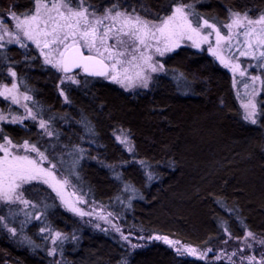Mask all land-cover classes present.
I'll return each mask as SVG.
<instances>
[{"label":"trees","instance_id":"trees-1","mask_svg":"<svg viewBox=\"0 0 264 264\" xmlns=\"http://www.w3.org/2000/svg\"><path fill=\"white\" fill-rule=\"evenodd\" d=\"M181 3L218 27L229 22L230 12L253 19L264 14V0H85L84 6L103 14L117 4L158 22ZM33 9L34 0H0L2 18ZM190 18L195 24L197 17ZM0 51V85L12 84L11 67L19 90L32 97L29 107L40 113L37 120H49L55 133L49 137L26 119L23 125L2 122V134L15 144L37 145L78 194L113 212L127 231L202 249L230 240L225 228L231 239L247 231L264 239V90L252 124L243 119L232 74L206 49L183 46L166 55L165 70L134 91L82 70L79 83H61L62 74L45 65L32 45ZM0 113L25 114L4 98ZM118 134L128 137L131 152ZM77 149H83L82 158ZM148 172L156 178L149 180ZM24 198L37 207H0L8 227L17 229L13 236L0 227V264H231L181 257L161 242L133 249L116 233L78 220L41 183L25 186ZM25 211L41 219L21 230ZM56 232L68 239L53 244ZM23 237L34 243H22Z\"/></svg>","mask_w":264,"mask_h":264},{"label":"snow or ice","instance_id":"snow-or-ice-1","mask_svg":"<svg viewBox=\"0 0 264 264\" xmlns=\"http://www.w3.org/2000/svg\"><path fill=\"white\" fill-rule=\"evenodd\" d=\"M76 7H73V4ZM85 0H34V9L29 13L17 14L9 11L6 19L14 21L10 29L7 24L0 20V50H4L7 45L15 44L20 48H28L29 42L39 50L43 63L58 72L64 73L61 83L65 80L79 83L71 75L74 69H80L85 74L94 77H104L125 87H131L134 83H139L142 87L149 86L150 73L163 72L164 65L154 61L155 53L163 57L181 46L186 40L192 42V46L200 48L202 43H209L210 38L215 35V47L209 46V51L219 62L229 68L234 74L233 83H237L235 74L241 77L246 76V70L239 63L241 58H248L257 61L256 65L264 70V14L257 19H250L247 14L230 12L229 22L217 26L210 23L209 20L199 17L193 11L191 4L181 3L174 7L171 14L165 17H159L158 22L145 19L136 9L131 11L121 10L119 5L113 4L104 10L102 15H98L95 10H91V5L84 6ZM0 16H4L0 13ZM191 16H196L195 26ZM202 21V23H201ZM223 28L227 35H225ZM207 34H204V33ZM235 50V51H234ZM227 52V57L223 54ZM87 53V54H85ZM235 53H238L236 55ZM0 55H3L0 51ZM235 61V62H233ZM9 75L13 78L11 87L3 85L0 87V97L10 100L12 104L20 105V93L18 84L15 82L17 73L10 67ZM253 84L252 98L242 105L244 109L243 119L252 124L257 123V104L255 96V83L257 81L262 85L264 90V78L259 75L249 77ZM244 87L247 89L248 85ZM61 90V95H63ZM32 97L23 94V100L29 101ZM67 100V97H65ZM25 112L24 117H12L10 120L3 113H0V122L11 124H24L26 119H31L38 123L41 132L49 137L55 135L51 130L50 121L37 117L40 113H34L27 103L23 104ZM116 139L122 144H128L127 136ZM0 203L5 205H23V209H35L37 205L24 198V186L33 182L47 184L57 193L67 210L79 215H91L79 207L74 206L64 199L61 194L64 185L69 181L67 178L58 179L56 176V165L49 160L44 151H41L35 144H30L25 140L22 144H15L6 135L2 134L0 129ZM82 153L83 149H77ZM128 151H132L129 147ZM35 154L33 156L32 154ZM78 158V159H79ZM75 161L74 163H78ZM48 167H44V163ZM141 164L144 162L141 161ZM119 178V177H117ZM147 178L152 180L156 178L152 172L147 173ZM127 188V186H126ZM21 209V210H23ZM26 220L21 224V230L30 222L32 218L39 220V215L25 211ZM112 214L109 213V216ZM101 219L106 217L101 216ZM6 218L0 216V227L6 228L13 236L17 235L16 228H9L5 222ZM111 223V221H108ZM99 227V225H97ZM116 232L121 229L113 225ZM48 231L41 228L40 232ZM225 233L231 239V234ZM48 237H45L47 239ZM53 244L58 241L68 239L61 233L56 232L51 237ZM75 239V237H73ZM121 239L129 241V236L121 232ZM151 239L163 241L165 244L173 247L178 256H193L203 260L208 252H199L197 248L191 246H179V241L170 240L166 236H154ZM251 241V242H250ZM22 243L32 244L29 237H23ZM227 243V240L225 241ZM243 247L239 252L245 249L253 248L254 244L264 246V239L257 240L255 234L247 231L240 240ZM38 247V246H37ZM134 249L138 247L132 244ZM56 248L49 251V255H54ZM231 264H235L233 257L237 256L236 251L231 254H225ZM224 256L216 255V260L223 259ZM243 264H264V256L259 261L253 256H240Z\"/></svg>","mask_w":264,"mask_h":264},{"label":"rangeland","instance_id":"rangeland-1","mask_svg":"<svg viewBox=\"0 0 264 264\" xmlns=\"http://www.w3.org/2000/svg\"><path fill=\"white\" fill-rule=\"evenodd\" d=\"M98 15H102V14H98ZM243 15V14H242ZM249 17V16H248ZM250 18V17H249ZM191 19V18H190ZM250 19H253V18H250ZM0 20H3V23L7 24L8 27L11 29L13 27V24H14V21H12L11 19H6V18H2L0 17ZM211 23V22H210ZM194 24V22H193ZM195 26V24H194ZM222 31V30H221ZM225 35H227V32H224L222 31ZM204 34H207L206 32ZM212 47H215V35L213 34V36L210 38V42L209 43H202L200 48H196V47H193L192 46V42L191 41H188L185 39L184 42L181 43V46L180 47H183V46H191L195 49H198V50H204L206 49L210 54H212L210 51H209V46ZM15 45V44H14ZM29 45H32L34 46L33 44H31L29 42ZM35 47V46H34ZM179 47V48H180ZM177 48V49H179ZM177 49H175L174 51H176ZM39 51V50H38ZM172 51V52H174ZM235 51V50H234ZM170 52V53H172ZM170 53H166L163 57H160L159 55L155 54L154 52L151 53L153 54L154 56V61H157L159 62L160 64H162L161 62V59L164 58L166 55L170 54ZM87 54V53H86ZM226 57H227V52L225 51L223 53ZM236 55H238V53H235ZM216 58V57H215ZM43 59V58H42ZM216 60L219 62V60L216 58ZM235 62V61H233ZM257 61L255 60H252V59H248V58H241L239 63L241 64V67L243 69L246 70V76L245 77H241L239 76V74H235V79L237 81V83L234 85L235 87V90H236V93H237V96L240 100V103L241 105H243L244 103H247L249 99L252 98L251 94L253 92V84L252 82L250 81L249 77L251 76H254V75H259L261 76L262 78H264V74L260 71V70H256L255 68L251 67L250 65H255ZM220 63V62H219ZM221 64V63H220ZM222 65V64H221ZM230 71V73L232 74L233 78H234V74L232 73V71L229 69V68H226ZM62 74V79L64 77V73L60 72ZM80 73H82V71H78L77 72H72V73H69L68 75H71L75 78V80H78V77L80 75ZM158 73H161V72H157V73H150V80H149V86L151 85L152 81H153V78L156 74ZM107 79V78H106ZM108 81L112 82V83H115L109 79H107ZM16 82V81H15ZM70 81H67L65 80L64 83H69ZM73 83V82H72ZM117 84L118 86H120L121 88H123L124 90L126 91H134V90H137V89H142L144 87H142L139 83H134L133 86L131 87H125L119 83H115ZM247 84L248 85V88L246 89L244 87V85ZM3 85H0V87H2ZM9 87H11V85H8ZM148 86V87H149ZM255 90L257 92V95L255 96V102L257 104V116H258V96L262 93V85L260 84L259 81H257L255 83ZM18 92L21 94L20 95V100H21V103L20 105H18L19 107H21L23 110L24 108L22 107L23 104L27 103L28 105V101H24L23 100V93L19 90L18 88ZM63 97L65 98L66 97V94L63 90ZM0 98H3V97H0ZM10 101V100H8ZM11 102V101H10ZM16 105V104H15ZM29 107V105H28ZM30 108V107H29ZM243 108V107H242ZM244 110V109H243ZM25 112V110H24ZM5 116L8 117V119L10 120L12 117H24L27 115V113L25 112L24 116H18V115H7V114H4ZM257 116H256V119H257ZM1 123L0 122V126H1ZM117 136H120L121 139H123V137L125 135H121V134H118ZM128 138V137H127ZM129 141V139H128ZM127 148L131 147V144L130 142L128 144H124ZM33 156H35V154L33 153L32 154ZM44 167H48V163L45 162ZM56 176L58 179H63V178H66L64 174H62L60 172V170L56 167ZM68 180V179H67ZM69 181V180H68ZM34 183H40V182H33L31 184H34ZM42 184V183H41ZM30 185V184H28ZM43 185H46L47 187H49L47 184H43ZM27 186V185H25ZM24 186V187H25ZM50 189H52L51 187H49ZM53 190V189H52ZM55 192V191H54ZM55 194L57 195V193L55 192ZM61 194L63 195L64 199L67 200L69 203L73 204L74 206L76 207H79L80 209H82L84 212L86 213H91V215H85V216H79L69 210H67V208L65 207V205L62 203L61 199L59 196H57L61 206L69 213H71L74 217H76L78 220L80 221H83V222H86V223H89L91 224L92 226H94L95 228L97 229H101L103 231H108V232H113V233H116L117 235H119L121 237V232L124 234V235H128L129 236V241H125L130 247L132 244H136L138 245V247L136 248H140V247H143V246H146V245H149V244H152V243H155V242H161V243H164L163 241H157V240H154V239H151L152 237L151 236H144V235H140V236H137L136 234H134L133 232H130V231H127L121 224L119 218L111 211H109L108 209L98 205V204H93V203H90L88 202L85 198H83L80 194H78V192L74 189V187L70 184V182L67 184V185H64L63 188H62V191H61ZM3 204L0 203V207L2 206ZM109 213H111L112 215L109 216ZM101 216H104L106 217V219H101L100 217ZM111 221V223H109L108 221ZM97 225H99V227H97ZM113 225L119 227L121 229V232H116L115 231V228L113 227ZM154 237V236H153ZM169 238V237H168ZM170 240H173V241H179V240H176V239H171L169 238ZM241 240V239H240ZM240 240L239 239H230L227 241V243H225L222 247H217V248H205V249H202V248H198V247H195V246H192L190 244H186L182 241H179L180 242V245L179 246H184V245H187V246H191V247H195L198 249L199 252H206L207 249H212L213 251L212 252H208L207 253V256L205 259L203 260H206L208 262H211V263H218V262H228V263H231L225 254H231L232 252L236 251L238 253L237 256H234L233 257V261H235V264H242L241 260H240V256L243 255L245 257L247 256H255L256 257V260L259 261L261 259L262 256H264V246H261L259 245L258 243L257 244H254L253 248L251 249H245L242 253L239 252V250L243 247V244L240 243ZM251 242V241H250ZM165 244V243H164ZM168 245V244H166ZM132 248V247H131ZM173 248V247H172ZM135 249V248H134ZM216 255H221V256H224L223 259L221 260H216L215 259V256ZM190 257H193V256H190ZM195 258H198V257H195ZM199 259V258H198ZM201 260V259H200ZM243 264H248L247 261H244ZM253 264H255V262H253Z\"/></svg>","mask_w":264,"mask_h":264},{"label":"water","instance_id":"water-1","mask_svg":"<svg viewBox=\"0 0 264 264\" xmlns=\"http://www.w3.org/2000/svg\"><path fill=\"white\" fill-rule=\"evenodd\" d=\"M85 54H86V53H85ZM76 70H80V69H74L72 72H74V71H76ZM72 72H71V73H72ZM83 73H84V72H83ZM84 74H85V73H84ZM86 75H87V74H86ZM88 76H90V75H88ZM93 77H94V76H93Z\"/></svg>","mask_w":264,"mask_h":264}]
</instances>
